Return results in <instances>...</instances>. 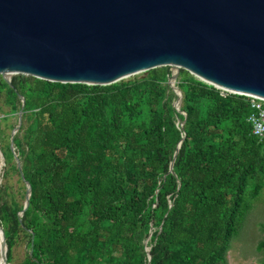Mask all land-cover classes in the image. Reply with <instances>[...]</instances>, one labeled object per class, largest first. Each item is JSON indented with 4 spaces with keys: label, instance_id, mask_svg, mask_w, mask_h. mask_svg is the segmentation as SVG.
<instances>
[{
    "label": "trees",
    "instance_id": "1",
    "mask_svg": "<svg viewBox=\"0 0 264 264\" xmlns=\"http://www.w3.org/2000/svg\"><path fill=\"white\" fill-rule=\"evenodd\" d=\"M169 73L160 66L107 85L17 74L10 86L0 77L3 118L25 99L13 145L31 188L19 216L24 202L5 200L0 186L8 262L22 238L27 251L15 264H147L143 238L163 222L148 241L152 264L225 263L264 190V140L252 134L246 96L222 95L183 70L186 135L176 176L168 172L181 134ZM1 150L17 170L9 145Z\"/></svg>",
    "mask_w": 264,
    "mask_h": 264
},
{
    "label": "water",
    "instance_id": "2",
    "mask_svg": "<svg viewBox=\"0 0 264 264\" xmlns=\"http://www.w3.org/2000/svg\"><path fill=\"white\" fill-rule=\"evenodd\" d=\"M160 66L169 67L181 130L168 170L176 176L173 163L186 135L183 70L217 88L264 98V0H0V77L10 86L17 74L107 85ZM19 98L9 149L25 185L22 216L31 188L12 148L25 103ZM162 227L151 226L143 238L147 264L148 241ZM6 250L0 225V264H11Z\"/></svg>",
    "mask_w": 264,
    "mask_h": 264
},
{
    "label": "rangeland",
    "instance_id": "3",
    "mask_svg": "<svg viewBox=\"0 0 264 264\" xmlns=\"http://www.w3.org/2000/svg\"><path fill=\"white\" fill-rule=\"evenodd\" d=\"M135 75H131L128 78ZM0 103L2 104L1 110L6 111L9 109L8 105ZM7 114V118H3L4 113H0V150L6 145L10 146L12 132L18 122L17 115ZM12 148L14 151V145H12ZM1 155L3 161L0 169V186L5 187L3 197L7 201L14 198L20 203L24 202V182L20 179L17 170L12 169L10 164L5 161L2 152ZM15 155L17 156L16 153ZM250 204V209L241 228L230 241L224 264H264V245L260 246V242L264 241V190L261 191L257 198L252 199ZM26 251L25 241L20 238L14 247L11 264L22 260Z\"/></svg>",
    "mask_w": 264,
    "mask_h": 264
},
{
    "label": "built area",
    "instance_id": "4",
    "mask_svg": "<svg viewBox=\"0 0 264 264\" xmlns=\"http://www.w3.org/2000/svg\"><path fill=\"white\" fill-rule=\"evenodd\" d=\"M217 89L220 90L222 95L227 93L239 94L222 88ZM239 95H244L248 98L250 113L247 120L252 125V134L259 140H264V98L249 94Z\"/></svg>",
    "mask_w": 264,
    "mask_h": 264
},
{
    "label": "bare ground",
    "instance_id": "5",
    "mask_svg": "<svg viewBox=\"0 0 264 264\" xmlns=\"http://www.w3.org/2000/svg\"><path fill=\"white\" fill-rule=\"evenodd\" d=\"M2 161H3V157H2V155L0 154V169H1ZM1 264H3V263H1Z\"/></svg>",
    "mask_w": 264,
    "mask_h": 264
}]
</instances>
